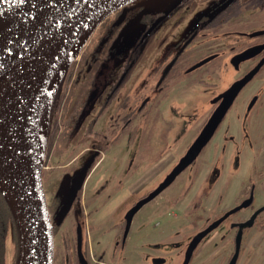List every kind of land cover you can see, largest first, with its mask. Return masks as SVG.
Returning <instances> with one entry per match:
<instances>
[{
    "label": "flooded vegetation",
    "instance_id": "1",
    "mask_svg": "<svg viewBox=\"0 0 264 264\" xmlns=\"http://www.w3.org/2000/svg\"><path fill=\"white\" fill-rule=\"evenodd\" d=\"M140 1L144 2L145 0ZM170 1L167 6L159 9L158 13H154L149 21L145 20L147 9L145 4L142 3L137 15L140 18L141 25L144 27H142V31L136 41L132 42L129 36H125L121 41L115 42V44H122V47L117 56H115L116 53L111 51L107 53L103 65H106L104 71L108 72L104 75L102 71L92 70L95 75L93 76V83L87 101V105L90 104L89 109L92 115L86 131L88 136L87 143L90 146L86 149L89 153L87 158L81 163L77 173L70 178L69 183L72 188L81 169L91 161L85 181L75 199L81 194L90 172L94 169L104 172L113 168L117 169L118 173L116 171L113 180L109 184L116 183V187L123 186L128 168L127 163L123 165V159L125 162L129 134H134L130 132L132 126L138 119L145 123L146 116L150 114L151 108L156 106L157 115L162 120L165 118L166 122H163L161 131L155 132L151 129V132H146V136L143 134V127V132H141L140 136V149L146 150L144 153L165 152L159 159L154 160V157L150 160L149 158H146L147 161L145 160V164L152 166L154 164L155 166L154 169L148 171L152 172V177L156 174L157 177L161 174V177L150 191L141 194L129 205H126L128 195H124L117 209L105 218L107 222H110L111 226L106 228L92 227L93 237L89 241L87 239L88 231L82 227L81 223L77 224L74 255L76 264H183L191 241L198 232L206 229L225 213L253 198V202L249 206L230 215L216 230L207 235L195 250V253L199 251L212 234L220 232L228 224L229 228L235 230L231 246L233 253L224 263L229 264L236 250V236L239 231V227L233 225L247 221L260 208H255L258 189L256 186L257 181L253 180L256 176L254 171L253 177L248 184L241 188H236L233 182L227 180L226 177L233 176L231 174L232 168L236 170L245 156L249 160L252 159L254 161L256 153L258 157L263 155L264 147L259 148L261 140H255L252 136L250 137L249 131V126L251 127L254 121L264 123V100H262V94L253 93L248 100L243 102L238 100L247 85H250L264 74V63L253 79L240 91L215 134L203 148L197 159L181 172L158 196L145 203L133 215L130 223L128 222L129 210L157 188L187 153L213 112L221 103V100L216 101L217 96L264 60V34L252 36L253 33L264 30V0H247L246 4L242 7L238 6L233 12L229 11L239 0L233 1L221 12L219 10L228 0H216L213 2L218 1L219 3L215 5L209 3L208 12L199 13L198 15H192L190 0ZM227 14L230 15L229 18H227ZM191 15L193 20L196 19V24L189 23L188 18ZM168 20L173 21L172 25L178 23L176 24L178 29L172 25L171 27L169 25L164 27ZM254 22L257 24V28L245 29L246 26L249 27ZM229 26H243V28L226 30L225 27ZM230 36L235 37V42L230 43L228 45L229 48L226 49L223 43ZM129 44L130 46L128 47ZM257 46L261 48L259 51L257 50V53L254 52L256 54L250 58L232 62L236 55ZM227 53L228 56L230 55L227 61L237 73V76L227 87L222 88L220 92L211 97L208 100L209 109L198 115L200 111H196V109L205 104L206 96L212 91L215 92L223 84V63ZM205 59L210 60L196 67L197 64ZM138 65L141 71L147 70V74L141 79L137 88L138 92L133 98L135 100H133L125 94V91L127 90L129 76ZM100 79H103V82H100ZM261 89L264 90V84L261 85ZM181 91H184L185 95L173 99L175 98L173 95ZM103 92L106 93L102 94ZM201 93H204L205 98L199 104L194 105L193 102L186 99L188 96H195V94ZM160 103H163L164 110L163 108L160 110ZM176 103H179L181 108H184L187 113L177 114V110L174 109ZM164 104H166L167 108ZM193 109L194 112H192ZM257 109L260 110L258 114H256ZM229 113H231L230 120L236 122L237 127L231 129L229 123H227L219 131ZM174 119L181 120L179 127ZM191 123L201 125H198L199 129L194 131L189 127L185 128ZM247 123L249 124L248 126ZM61 134H65V132ZM263 134L264 132L259 135L263 136ZM133 138L131 137V139ZM153 138L157 139L153 140ZM209 150L212 152L216 151L217 159L210 173L196 189V195L193 198V203L197 206L195 210L203 207V200L206 201L213 194L216 195V203L212 210L227 197L233 198L236 203L233 202L234 205L216 214L209 223L196 230L193 235L184 237L182 226L184 227L185 222L181 212L182 208L177 206L179 205V202H176L178 196H176V191L173 190L171 195L168 194L172 187L187 175L188 171L196 167L200 160H203ZM66 151L67 149L64 150V152ZM123 166L125 167L124 171ZM262 168H264V164ZM143 176L142 174L136 181L141 182ZM191 177H195L194 173ZM192 178L189 181L192 183L191 189L199 177L195 178V183ZM144 184L140 183L139 185L142 187ZM235 188L236 190L238 189L236 194L234 193ZM166 192L165 199L167 204L177 206L179 213H166L162 221L156 219L148 227L142 226L141 221H138L141 218L136 219L140 210ZM178 195L180 196V194ZM110 197L111 193L105 196L102 202H106ZM245 211H250L247 216L242 214ZM262 213L264 212H261L257 219ZM241 215L244 216L242 219L239 217ZM235 217L237 218L233 221L232 219ZM249 229L245 228L243 230L241 251L243 249V239ZM239 262L240 259L237 264Z\"/></svg>",
    "mask_w": 264,
    "mask_h": 264
},
{
    "label": "rangeland",
    "instance_id": "2",
    "mask_svg": "<svg viewBox=\"0 0 264 264\" xmlns=\"http://www.w3.org/2000/svg\"><path fill=\"white\" fill-rule=\"evenodd\" d=\"M140 0H133L129 4L138 2ZM216 0H190L189 3L192 7V15H198L199 13L208 12L209 3L215 5L217 2H213ZM171 1L167 0H146L145 8L151 9L154 13H158L159 9L167 6ZM159 3V5H157ZM247 3V0H239L237 1L230 9L229 12H233L237 9V7H242ZM209 6V7H208ZM208 8V10H207ZM112 12L110 15H112ZM189 17V23L196 24V19L193 20V17ZM227 18L230 15H226ZM107 18V17H106ZM173 21L168 20L165 26L172 25ZM178 23H174L172 26H176ZM191 25V24H187ZM186 25V26H187ZM143 25H141L140 20L137 21L130 29L126 30V37L129 36L130 40L136 41L140 32L142 31ZM226 30H232L234 28H243V26H229L225 27ZM255 29L257 28V24L255 22L249 26L245 27V29ZM225 39V38H224ZM235 42V37L230 36L224 40V46L226 49L229 48V44ZM130 44L128 45V47ZM81 52V51H80ZM81 53L72 60L79 61ZM200 55V54H199ZM197 55V56H199ZM230 56V55H229ZM228 53L226 55L225 61L223 63L224 74H223V84L219 87L215 92H211L206 96L204 93L195 94L186 97L187 101L193 102L195 104H199L203 98L206 101L203 106L196 111H200L198 115L203 114L204 111L209 109V99L213 97L216 93L220 92V90L227 87L237 76V73L232 69V66L228 63L227 58H229ZM195 58V57H193ZM71 62V63H72ZM139 67V68H138ZM133 70L128 79L127 90L124 92L128 97L132 99L137 94V88L141 82V79L146 76L147 70H140V66ZM106 65H103L99 71H102L103 75L107 72L104 71ZM68 71V70H67ZM64 74L67 75L68 72ZM98 71V72H99ZM63 76V78H65ZM104 77V76H103ZM59 83L55 96L51 102V105L48 110L47 117V128H46V137H45V146L43 150V184L44 190L47 199V205L50 212L51 222L53 228L58 226L61 223L60 232L58 234L54 233V263L53 264H76L75 263V231L78 223H81L82 227H84L87 233L88 241L93 237V232L91 231L92 227L98 228H106L110 227V222L106 221V217L109 216L111 212L117 209L120 201L124 197V195H128L127 204H131L135 199H137L141 194L150 191L156 184L157 180L161 177H157V174L152 177L151 169H154L155 166L145 164L146 158L159 159L162 157L160 153H144L146 150L140 149V136L141 132H143L144 136H146V132H159L162 130L163 122H166V119L160 118L157 115V106L152 107L150 114L146 116L145 123L138 119L134 122L132 129L130 132L134 134H129L128 146L126 150V161L123 165L127 163V177L124 185L121 187H116V183L109 182L113 180L117 169H109L107 171H98L96 169L90 172L89 178L86 180L81 194L75 199L71 209L66 211V201L68 199L69 191L71 189L70 186V178L77 173L78 168L84 159L87 158L89 151L86 148L90 147L87 143L88 136L86 135L87 127L89 122L92 119V115L90 114V104H86L85 107H82L81 113L77 107L74 106L77 95H70V84L68 77L67 80ZM222 81V78H221ZM100 82H103V79H100ZM264 84V74L259 76L254 82L250 85H247L242 95L239 98V102H243L248 100L253 93H261L262 100H264L263 91L260 90L261 85ZM103 92L102 94H105ZM184 91L178 92V94H174L173 96L176 99L180 96H183ZM135 100V99H133ZM160 110L163 108V103H160ZM115 106V105H114ZM166 107V104H164ZM167 108V107H166ZM177 110V114H186L187 111L184 108H181L179 103L175 104V108ZM164 110V108H163ZM238 112V110L236 109ZM194 112V109L192 110ZM260 112L257 109L256 114ZM159 117V118H158ZM70 118V119H69ZM231 113L227 116V119L221 125L220 130L229 123L230 128L237 127V123L230 120ZM251 119V118H250ZM68 120V121H67ZM176 123H178V127L181 124L180 119H174ZM144 123V124H143ZM198 125L191 123L187 125L185 128H191L192 131L198 130ZM249 124L247 123V126ZM144 127V130L142 131ZM154 128V129H153ZM184 128V127H182ZM135 131V132H134ZM250 137L252 136L255 140L260 139L259 148L264 147V134L259 135L264 132V123L260 121H254L252 126H249ZM62 132L68 134V140L66 143L67 151L62 153L61 156L56 157V152L58 146L64 145V141L62 140ZM131 137H134L131 139ZM157 138H153L156 140ZM59 140V142H58ZM149 153V154H148ZM261 157H258L257 153L255 154L254 161L252 159L246 158V156L240 162V166L236 170H231V174L233 176L226 177L227 180L233 182V184L238 187H242L248 184L249 180L253 177V171L256 174L253 180L257 181L256 186L258 189L257 198L255 202V208H259L264 205V168L261 169L264 164V152ZM217 159V153L212 151H207V155L204 156L203 160H200L197 163V166L192 168L187 172L177 184L172 187L169 191L168 195H171V191H176V196H178L176 202H179V208H182V216L184 217L185 225L182 226L184 230V237L189 235H193L194 232L200 229L203 225L209 223L216 214L224 211L226 208L234 205L235 200L233 198L227 197L222 200L220 204H217L215 209L212 210L215 206L216 195L213 194L211 197L203 200V207L195 210L197 206L193 203V198L196 195V189L198 185L205 179V177L210 173L212 167H214ZM147 161V160H146ZM142 163H144L142 165ZM164 163V162H162ZM161 163V164H162ZM205 163V165H204ZM107 164V162H106ZM126 165V166H127ZM125 167L123 166V171ZM194 173L195 177H191ZM124 174V172H123ZM144 175L141 179V182H137L136 179L141 175ZM157 177V178H156ZM196 184L191 189L192 183L189 181H196ZM194 179V180H193ZM108 183V184H107ZM140 183H145L144 186H140ZM234 190V193L238 191V189ZM191 189V191H189ZM189 191V192H188ZM168 192V191H167ZM166 193H162L159 197L145 205L139 212V215L136 219L143 224L142 226H149L151 222L156 221V219L161 220L164 217V214L173 212L179 213L177 206L169 205L166 202L165 196ZM111 193V197L106 200V202H102L103 198ZM180 194V196L178 195ZM221 201V200H220ZM234 202V203H233ZM54 205L55 211H50V206ZM205 204V207H204ZM95 210V211H94ZM250 211H245L242 213L244 216H247ZM264 212V211H263ZM194 213V214H193ZM244 216H239L241 219ZM238 217V216H237ZM232 220L235 221L236 218ZM240 219V220H241ZM2 229L0 230V264H22V255H23V239H22V231L19 224V232L18 234H14L10 225L7 224L6 220L3 219ZM229 223V222H228ZM151 228V227H150ZM223 228V227H222ZM226 229V230H225ZM85 230V233H86ZM235 230H232L228 227V224L225 225V228L220 232H215L212 234L204 243L203 247L195 253V256L191 262V264H224L230 258L232 251V244L234 240ZM91 249V247H90ZM56 252L59 254V258L56 262ZM240 262L239 264H264V213L257 219L256 224L250 228L244 239H243V249L240 253ZM147 264V263H144ZM150 264V263H148Z\"/></svg>",
    "mask_w": 264,
    "mask_h": 264
},
{
    "label": "water",
    "instance_id": "3",
    "mask_svg": "<svg viewBox=\"0 0 264 264\" xmlns=\"http://www.w3.org/2000/svg\"><path fill=\"white\" fill-rule=\"evenodd\" d=\"M233 1L235 0H228L219 12ZM129 2L131 0H0V187L11 199L19 219L23 239L22 264L54 262V232L43 184L41 153L38 144L32 142V136L27 139L22 135L24 129L30 130V127L36 125L30 115L44 76L54 66V62L48 60L50 50L67 41L76 29L91 18L111 9L116 10ZM261 34H264V30L255 32L252 36ZM260 48L257 46L246 50L236 55L232 62L248 59ZM208 60L210 59L201 61L196 67ZM263 63L264 60L217 96L216 101L221 100V103L199 136L166 179L129 210V223L145 203L158 196L197 159L240 91L253 79ZM15 142L23 145L21 150L14 147ZM21 159L25 160L24 167L20 163ZM90 163L91 161L76 177L66 202V211L70 210L81 189ZM252 202L253 198L248 199L198 232L191 241L183 264H190L197 246L207 235L230 215ZM263 211L264 206L247 221L233 225H237L239 231L236 250L229 264H237L243 230L251 228Z\"/></svg>",
    "mask_w": 264,
    "mask_h": 264
},
{
    "label": "trees",
    "instance_id": "4",
    "mask_svg": "<svg viewBox=\"0 0 264 264\" xmlns=\"http://www.w3.org/2000/svg\"><path fill=\"white\" fill-rule=\"evenodd\" d=\"M142 3L146 4V0L144 2L138 1L125 5L117 9L113 15L105 18L83 47L79 61H74L70 64L67 71L68 74L64 76L65 78H63V81L70 77L69 84L71 85V89L69 94L71 96L77 95L79 91L74 104V106L80 111L77 112V114H82L81 110L83 109L81 108L85 107L87 104L88 96L93 83V76L95 75L94 71H98L103 67L107 53H110L111 51L116 53L115 56L118 55L122 44H115V42L121 41L122 38L126 36V30L130 29V26L132 27L140 20L137 13ZM152 15L153 11L151 9H147L145 12V20H151ZM62 140L65 143L68 140V136H66V134H62ZM65 149L66 143L60 147L58 146L55 156H61ZM50 211H55L53 204L50 206ZM3 219H5L7 224L11 226L13 233L17 235L19 232V219L16 209L9 196L0 187V230L2 229V224L4 222ZM60 228L61 223L59 224V231L58 226L53 228L54 233L58 234V232H60ZM58 258L59 254L56 252V262Z\"/></svg>",
    "mask_w": 264,
    "mask_h": 264
},
{
    "label": "bare ground",
    "instance_id": "5",
    "mask_svg": "<svg viewBox=\"0 0 264 264\" xmlns=\"http://www.w3.org/2000/svg\"><path fill=\"white\" fill-rule=\"evenodd\" d=\"M133 1V0H131ZM105 12L97 17L91 18L78 29H76L69 39L64 43L51 48L48 55V60L54 62V66L46 72L42 85L35 98V105L30 115V119L36 123L34 127H30V130H23L22 135L31 137L33 143H37L39 146V153H41L40 164L43 168L44 161L42 151L45 146L46 128L48 108L55 96L62 76H64L70 62L74 60L80 53L82 47L86 44L87 40L101 23V21L112 11ZM1 116V115H0ZM3 119V118H1ZM14 147L21 150L23 145L14 143ZM21 165L24 167L25 160H20ZM12 169V168H11Z\"/></svg>",
    "mask_w": 264,
    "mask_h": 264
}]
</instances>
